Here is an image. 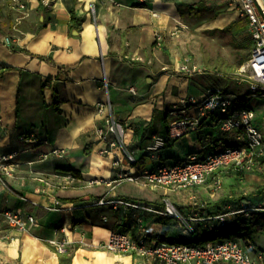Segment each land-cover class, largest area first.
<instances>
[{
    "label": "crops",
    "instance_id": "obj_1",
    "mask_svg": "<svg viewBox=\"0 0 264 264\" xmlns=\"http://www.w3.org/2000/svg\"><path fill=\"white\" fill-rule=\"evenodd\" d=\"M22 1L30 13L17 24L20 12L11 0H0V156L14 154L17 164L12 176L0 175V211L29 214L35 222L20 231L0 219V264H158L103 245L116 229L136 239L142 233L186 238L176 221L143 212L127 218L98 201L115 197L155 206L168 198L184 215L206 218L240 199L231 193L238 178L228 174L223 195L210 185L153 186L140 176L192 154L205 157L216 145L239 143L236 133L221 131L209 116L197 131L148 151L169 131V109L218 87L206 85L202 65L204 75L179 72L183 61L173 57L167 35L187 27L209 35L224 29L248 34V22L229 0ZM156 33L164 37L161 48ZM100 104L111 110L100 113ZM109 114L123 125L124 145L136 163L121 147H110L113 136L97 137ZM125 172L139 181L108 185ZM262 241L254 243L264 251Z\"/></svg>",
    "mask_w": 264,
    "mask_h": 264
},
{
    "label": "built area",
    "instance_id": "obj_2",
    "mask_svg": "<svg viewBox=\"0 0 264 264\" xmlns=\"http://www.w3.org/2000/svg\"><path fill=\"white\" fill-rule=\"evenodd\" d=\"M230 7L239 12L241 18L248 22V32L252 37L253 45L250 56L235 73L237 84L242 86L248 83V89L253 95H264V6L260 0H229ZM10 7L20 12L16 23L30 13L27 3L22 0H11ZM18 31V29H16ZM163 35L156 33L155 43L157 47L163 46ZM10 43V39H6ZM179 72L189 76L204 75L205 70L199 65H192L186 59L178 68ZM135 92V89H131ZM240 96L221 88H210L205 94L182 98L169 109L174 118L169 127V138L177 140L190 132L197 131L200 120L209 116L216 117L221 131L236 133V141L244 143V146L221 147L215 152H209L205 157L192 154L183 163L172 165L162 164L153 171H145L144 178L153 186H164L170 189L191 188L204 185L217 173L218 170L235 166L239 172H247L256 167L262 168L256 158L264 156V131L256 124V112L250 108L236 107V101ZM111 106L99 105V112H107ZM106 127L97 129V137L107 140L113 136L109 145L112 148L121 147L131 164L136 163L133 154L129 153L124 145L125 130L112 114L105 116ZM165 145L163 137H156L154 144L148 147L150 153H155ZM53 155L62 157V151H53ZM45 158L47 155L44 156ZM152 158L157 159L156 154ZM14 154L0 156V175L12 176L17 164ZM140 177L130 172L121 173L114 183H137ZM215 191L222 188V181L218 177L215 182ZM99 205L109 206L114 211H119L124 217H135V213L143 212L153 214L156 217L174 219L184 235H193L201 223L206 224L207 231H213L216 227L233 226L237 219L245 225L251 224L253 214L264 213V199L252 201L244 199L238 206L228 205L222 213L210 215L206 218L199 214L186 216L170 199L165 198L161 205H150L138 200L102 197ZM0 219L9 226L20 231L27 230L35 222V217L21 212L10 210L0 211ZM141 222V218L137 217ZM264 238V232L262 233ZM103 247L116 254L134 253L148 258L158 264H218L221 262L230 264H264V251L257 249L254 242L245 237L240 239H226L208 242L203 245L191 243H175L166 241L161 236L150 237L142 233L136 239L127 231L112 230Z\"/></svg>",
    "mask_w": 264,
    "mask_h": 264
},
{
    "label": "rangeland",
    "instance_id": "obj_3",
    "mask_svg": "<svg viewBox=\"0 0 264 264\" xmlns=\"http://www.w3.org/2000/svg\"><path fill=\"white\" fill-rule=\"evenodd\" d=\"M176 36H168L169 47L172 49V55L174 58H178L179 62L189 59V63L194 65H202L208 70V72L203 76L208 87L218 86L216 88H221L225 91L232 89L230 91L232 94H237L240 99L236 102V107H244L253 109L256 112L255 124L264 130V95H253L248 89V83L240 86L237 84L235 73L238 68L244 64L241 62L244 59H248L250 56L249 49H239L237 47L238 43L243 42L246 37L245 31H239L234 29L227 33V30L222 32H217L216 34L209 35L207 32H202L199 29H194L192 27H187L183 29H175ZM232 34V36H231ZM212 117L210 118V120ZM166 126V125H165ZM166 130V127L164 131ZM223 146V145H221ZM264 150V145L262 146ZM220 146H214L211 148V152H215L220 149ZM263 162L260 163L261 169L259 167L249 170L247 172H239L235 166H229L220 169L215 173V178H210L206 184L210 185L213 194L223 193V190L230 186V182L225 180L224 175L229 177L238 178L235 180V184H232L234 197H249L253 196L259 186L264 185V158ZM231 169V170H230ZM230 171V172H228ZM233 173V174H232ZM212 177V176H211ZM220 177L222 181V188L215 191L214 182ZM239 178L241 180L239 181ZM128 187V184L124 185ZM223 195V194H222ZM264 196H256V198H262ZM235 199V198H234ZM264 199V198H262ZM249 231L254 230L252 223L246 225ZM257 233H254L256 235ZM215 235V233L213 234ZM192 235H185L186 238L180 237L177 241L171 240V242L177 243H188L186 240L191 238ZM256 239L262 236L261 233L256 235ZM231 239H240L243 241L244 237L232 236ZM183 240V241H182ZM185 240V241H184ZM226 240V239H222ZM219 241V240H216ZM264 244V242L262 241ZM255 244V243H254Z\"/></svg>",
    "mask_w": 264,
    "mask_h": 264
},
{
    "label": "trees",
    "instance_id": "obj_4",
    "mask_svg": "<svg viewBox=\"0 0 264 264\" xmlns=\"http://www.w3.org/2000/svg\"><path fill=\"white\" fill-rule=\"evenodd\" d=\"M0 18H1V8H0ZM239 20H243V19L239 18ZM246 22H247V20L243 21L244 24H246ZM224 30H229V29H224ZM252 45H253V40H252L251 35L248 33L246 35L244 41L238 43L237 47L239 49L251 50ZM246 60L247 59H244L241 62V64L243 62H245ZM224 92H228V91L224 90ZM239 99H240V97H239ZM169 116H170V112H168L166 119H168ZM214 121L217 122V124H218L216 117H214ZM163 138L165 140V145L171 142V139L169 138V131L167 132V134ZM223 144H224V147H227V146L241 147L240 143H233V144L223 143ZM216 146H219V145H216ZM256 160L259 161L260 163L263 162V161H260L259 158H256ZM263 175H264V173H263ZM256 196H264V185L258 187V189L256 190V192L254 194V197L253 196L241 197L238 201H235V199H234V200H230L229 203H231L230 205L238 206L240 204V202L244 199H250L252 201L260 200V198H256ZM262 198H264V197H262ZM251 223H252V227H254L253 228L254 230H251V231L248 230L245 223L242 220H240L239 218L237 219V222L235 225L226 226V227H219L218 226L213 231H207L206 230V224L207 223H201L198 226L197 231L191 236V238H189L186 241L188 243H191V244L203 245V244H206L208 242H212V241H216V240H222V239H229L232 236H238V237L250 238L253 242H255L256 237H257L256 235L258 233L262 234L264 232V213L253 214ZM214 233H215V235H213ZM254 233H257V234L254 235ZM178 240L179 239H177L176 241L178 242Z\"/></svg>",
    "mask_w": 264,
    "mask_h": 264
},
{
    "label": "bare ground",
    "instance_id": "obj_5",
    "mask_svg": "<svg viewBox=\"0 0 264 264\" xmlns=\"http://www.w3.org/2000/svg\"><path fill=\"white\" fill-rule=\"evenodd\" d=\"M260 2L262 3V1L260 0ZM262 5L264 6V4L262 3Z\"/></svg>",
    "mask_w": 264,
    "mask_h": 264
},
{
    "label": "water",
    "instance_id": "obj_6",
    "mask_svg": "<svg viewBox=\"0 0 264 264\" xmlns=\"http://www.w3.org/2000/svg\"><path fill=\"white\" fill-rule=\"evenodd\" d=\"M262 1V3L264 4V0H261Z\"/></svg>",
    "mask_w": 264,
    "mask_h": 264
}]
</instances>
